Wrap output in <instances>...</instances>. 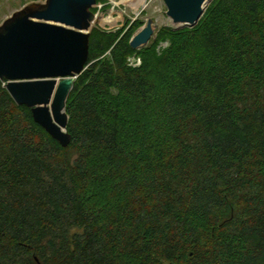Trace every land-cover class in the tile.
Segmentation results:
<instances>
[{
    "label": "trees",
    "instance_id": "16d2710c",
    "mask_svg": "<svg viewBox=\"0 0 264 264\" xmlns=\"http://www.w3.org/2000/svg\"><path fill=\"white\" fill-rule=\"evenodd\" d=\"M140 25L90 31L67 147L0 80V264H264V0Z\"/></svg>",
    "mask_w": 264,
    "mask_h": 264
},
{
    "label": "water",
    "instance_id": "95a60500",
    "mask_svg": "<svg viewBox=\"0 0 264 264\" xmlns=\"http://www.w3.org/2000/svg\"><path fill=\"white\" fill-rule=\"evenodd\" d=\"M212 0H163L175 28L194 27ZM96 0H45L24 5L0 24V80L17 105L62 147H67L66 102L85 70ZM153 21L130 39L144 48L154 35Z\"/></svg>",
    "mask_w": 264,
    "mask_h": 264
},
{
    "label": "rangeland",
    "instance_id": "374dc122",
    "mask_svg": "<svg viewBox=\"0 0 264 264\" xmlns=\"http://www.w3.org/2000/svg\"><path fill=\"white\" fill-rule=\"evenodd\" d=\"M44 1L45 0H0V24L24 5L36 2L42 3ZM137 1L138 0H133L132 3H136ZM93 8V13L96 15L97 20L91 30L100 29L105 31H116L122 28L127 29L135 22H141L140 27L135 31L136 33L147 24L149 19H151L154 28V35L151 37V39H153L162 27L174 28L166 15V6L163 0H144V5H140L137 11L133 9L130 3L124 0H100ZM161 45L165 47L166 43H162ZM129 62L133 65H138V63H140L137 58H131ZM240 212L241 206L237 204L234 205L231 214L235 215L237 218L240 217L237 216ZM224 216V219H227L229 214L225 213Z\"/></svg>",
    "mask_w": 264,
    "mask_h": 264
},
{
    "label": "bare ground",
    "instance_id": "6f19581e",
    "mask_svg": "<svg viewBox=\"0 0 264 264\" xmlns=\"http://www.w3.org/2000/svg\"><path fill=\"white\" fill-rule=\"evenodd\" d=\"M124 1H126V2H128V3H130V5L133 7V9L135 10V11H137V9L139 8V6L141 5H144V0H138L136 3H132V1L133 0H124ZM97 20V19H96ZM95 20V21H96ZM95 23V22H94Z\"/></svg>",
    "mask_w": 264,
    "mask_h": 264
},
{
    "label": "built area",
    "instance_id": "2783aa9c",
    "mask_svg": "<svg viewBox=\"0 0 264 264\" xmlns=\"http://www.w3.org/2000/svg\"><path fill=\"white\" fill-rule=\"evenodd\" d=\"M139 64V63H138Z\"/></svg>",
    "mask_w": 264,
    "mask_h": 264
}]
</instances>
